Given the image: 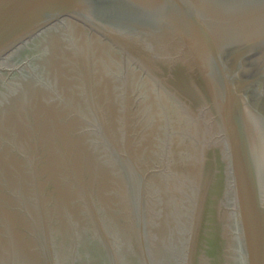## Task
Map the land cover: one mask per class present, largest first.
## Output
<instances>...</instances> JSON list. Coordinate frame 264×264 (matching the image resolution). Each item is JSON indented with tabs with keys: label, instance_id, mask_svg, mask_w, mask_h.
Here are the masks:
<instances>
[{
	"label": "water",
	"instance_id": "water-1",
	"mask_svg": "<svg viewBox=\"0 0 264 264\" xmlns=\"http://www.w3.org/2000/svg\"><path fill=\"white\" fill-rule=\"evenodd\" d=\"M0 264H264V0H0Z\"/></svg>",
	"mask_w": 264,
	"mask_h": 264
}]
</instances>
